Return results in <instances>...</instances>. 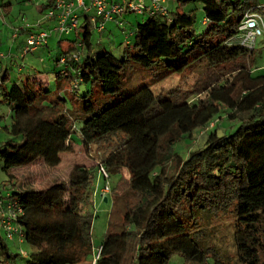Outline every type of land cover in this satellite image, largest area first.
Segmentation results:
<instances>
[{
  "label": "trees",
  "instance_id": "obj_1",
  "mask_svg": "<svg viewBox=\"0 0 264 264\" xmlns=\"http://www.w3.org/2000/svg\"><path fill=\"white\" fill-rule=\"evenodd\" d=\"M11 1L0 0L4 16ZM173 1L165 16L137 14L147 20L128 31L119 56L98 54L83 16L74 51L57 58L47 43L56 31L25 27L20 59L45 50L58 68L17 67L11 78L0 61V264L87 262L97 198H111V211L121 198L124 208L120 223L109 216L89 264H264V99L240 111L264 86V58L254 55L256 42L242 45L239 31L246 13L264 20V0ZM40 7L50 12L54 0ZM117 19L110 22L120 26ZM40 33L45 42L23 53ZM218 119L228 128L198 131ZM199 133L194 148L180 145ZM69 142L86 154L94 148L98 166L73 164L66 180L42 189L17 180L15 172L36 164L57 168ZM224 223L223 247L215 236Z\"/></svg>",
  "mask_w": 264,
  "mask_h": 264
},
{
  "label": "rangeland",
  "instance_id": "obj_2",
  "mask_svg": "<svg viewBox=\"0 0 264 264\" xmlns=\"http://www.w3.org/2000/svg\"><path fill=\"white\" fill-rule=\"evenodd\" d=\"M41 0H31L29 2L22 1V2H10L11 8L10 12L7 16H4L2 13V9H0V54L6 55L8 52L9 45H13L14 41L11 39V30L18 29L20 31L19 33V40L14 45V50H17V44L20 40L25 39V35L27 34V30H25L26 26H36L37 23L40 24V28L44 29L46 31L54 30L53 28L56 27V24L54 22V19H50L46 17V14H48L49 9L44 8L43 13H40V2ZM44 1V0H43ZM169 11H174L176 9V4L170 0L167 1ZM170 3V4H169ZM179 12H184L187 9L178 8ZM203 16V13L199 10L195 11V18L199 22ZM4 20H7L5 24ZM147 20V16H140L135 13H126L122 15V17H119L117 19L118 22L121 23L120 26L117 25L116 22H109L106 23L105 30L98 34L96 30H91V42L93 43V46L98 49V54H102L104 52H110L116 56H119V53H121V50L124 46V39L129 34L128 31L136 28V26L141 25L145 23ZM81 38V30L78 32H70L66 34H57L56 32L51 33L48 35L47 43L48 47L50 49L51 56H55L56 58L61 54V52L74 51L73 45L71 42H79ZM129 38V37H128ZM262 39L264 38H258L256 40V46L254 50V55L261 54L262 58H264V44L261 43ZM128 40L131 41V38ZM58 41H60V44H58ZM47 50V49H46ZM45 50H38L34 52L33 54H28L24 58L20 59L19 54L17 53L16 56L17 59H15V62L12 64L13 69L10 71L11 78H17L19 76V73L17 72V67L23 68L21 70V74H28L29 70L31 68L39 71V72H45L47 69L52 68H58L60 65L54 60V58H49L48 54ZM0 61L2 63L8 62L7 56L5 58H1ZM260 62L264 64V59H261ZM20 74V75H21ZM132 75V77H135ZM52 75H49V77ZM136 80V78H135ZM53 79H50L49 83H53ZM264 99V86L255 89L253 93L245 100L242 101L240 106L241 112H246L248 109H250L252 106H254L256 103H259L260 100ZM6 108H4L2 105H0V113H2ZM6 111V110H5ZM4 123L3 119H0V125ZM205 122L203 123V125ZM228 125V124H227ZM227 125H225L224 119H218L215 122L210 123L208 126H205L202 129H199L198 131L208 133L211 130L218 129L220 130L224 126L226 128ZM201 133V134H202ZM201 134H197L193 140H185L180 143V145L186 149L189 150L200 141ZM70 147V151L65 153L62 158L61 164L54 169H48L45 168L42 165H33L24 169H21L17 171L16 177L18 181H30L29 183L34 186L36 189H42L46 186H49L50 183L54 180H66L67 172L69 171V168L73 164H80L83 166H98L99 161L97 160L98 155H96V151L93 148V150L86 154L79 146L76 144H73L72 142L68 143ZM117 176L110 177L109 182L111 184H114L116 181ZM123 177L127 178L128 174L123 171ZM6 177L0 172V182L5 181ZM23 183V182H22ZM96 192L99 193V190L102 188V183H99L96 185ZM123 195V194H121ZM93 208L96 209V215L93 218L92 226H91V234L90 240L92 245V252L88 257L87 262L84 264H89L90 260H92L97 253L99 244L102 240V237L104 236L107 228V220L109 216L112 218L113 222L120 223L122 219L123 214V208H124V200L118 199V202L113 203V209L112 208V199L109 198V201L107 203H101L100 199H94L93 201ZM111 211V214H110ZM219 231L217 235L215 236V242L222 244L223 247L229 245L230 242V234L228 229V225L226 223L219 226ZM22 248L27 249L25 246H21ZM180 258L174 257L172 259V262L176 264H182V261L179 260ZM17 263H20V258L17 257L15 260Z\"/></svg>",
  "mask_w": 264,
  "mask_h": 264
},
{
  "label": "built area",
  "instance_id": "obj_3",
  "mask_svg": "<svg viewBox=\"0 0 264 264\" xmlns=\"http://www.w3.org/2000/svg\"><path fill=\"white\" fill-rule=\"evenodd\" d=\"M164 3L165 0H54L55 8L48 11V17H53L55 20L56 27L53 29L59 34L76 31L83 16L88 18L97 32H102L107 22L126 13L165 16L167 12ZM239 31L242 45L252 50L256 40L264 37V20L257 13H246L239 26ZM46 37L47 33H40L36 37L28 38L27 47L23 53L34 51L38 45L45 42ZM99 171L104 178L107 177L102 168ZM101 192V194H107L108 185ZM7 218L9 216L6 215L3 223L9 229L10 224Z\"/></svg>",
  "mask_w": 264,
  "mask_h": 264
},
{
  "label": "crops",
  "instance_id": "obj_4",
  "mask_svg": "<svg viewBox=\"0 0 264 264\" xmlns=\"http://www.w3.org/2000/svg\"><path fill=\"white\" fill-rule=\"evenodd\" d=\"M13 2H16V1H14V0H12ZM11 1V2H12ZM31 1V0H30ZM167 1L168 0H165V3H164V7L166 8V10L167 9H169L168 8V3H167ZM170 1H172V2H174L173 0H170ZM40 2H43V0H41ZM170 4V3H169ZM41 5V4H40ZM40 9H41V7H40ZM6 21L7 20H4V22H5V24H7L6 23ZM9 31H11V39L14 41V44L13 45H9V48H8V57H7V60H8V62H6V63H2V65L4 66V67H9V68H11V69H13V66H12V64L15 62V59H17V57L18 56H16V54L17 53H20V50H21V48H22V45H23V43H24V39H22V40H20L19 42H18V44H17V50H14V45L16 44V42L19 40V35H17L16 37H14V34H13V31H12V29L11 30H9ZM7 56V55H6Z\"/></svg>",
  "mask_w": 264,
  "mask_h": 264
},
{
  "label": "water",
  "instance_id": "obj_5",
  "mask_svg": "<svg viewBox=\"0 0 264 264\" xmlns=\"http://www.w3.org/2000/svg\"><path fill=\"white\" fill-rule=\"evenodd\" d=\"M103 202L106 203V198L103 199Z\"/></svg>",
  "mask_w": 264,
  "mask_h": 264
}]
</instances>
